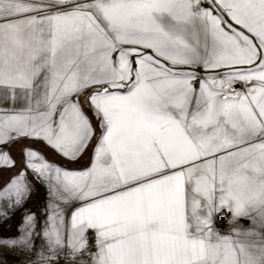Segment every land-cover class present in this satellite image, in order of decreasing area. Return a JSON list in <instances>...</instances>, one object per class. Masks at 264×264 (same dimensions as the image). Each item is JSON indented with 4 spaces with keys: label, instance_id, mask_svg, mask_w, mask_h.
<instances>
[{
    "label": "snow or ice",
    "instance_id": "obj_1",
    "mask_svg": "<svg viewBox=\"0 0 264 264\" xmlns=\"http://www.w3.org/2000/svg\"><path fill=\"white\" fill-rule=\"evenodd\" d=\"M4 171L22 264H264V0H0Z\"/></svg>",
    "mask_w": 264,
    "mask_h": 264
},
{
    "label": "crops",
    "instance_id": "obj_2",
    "mask_svg": "<svg viewBox=\"0 0 264 264\" xmlns=\"http://www.w3.org/2000/svg\"><path fill=\"white\" fill-rule=\"evenodd\" d=\"M17 158H19L17 156ZM87 158H85L86 160ZM64 163L63 161H60ZM83 163V162H82ZM80 167L81 165H69ZM11 175V172L4 171L0 173V182L7 180ZM46 198V189L43 185L39 186L38 192L34 193L32 200L26 205V207L30 208L33 212H38L41 208L44 200ZM21 222V214L17 212L10 219L4 220L0 218V237H11L18 235L17 228ZM241 223L244 226H248L247 220H242ZM217 227L220 228L222 232H227L229 230V225L227 220H223L218 222ZM24 257L20 255L18 252H10L8 250H0V264H22Z\"/></svg>",
    "mask_w": 264,
    "mask_h": 264
}]
</instances>
